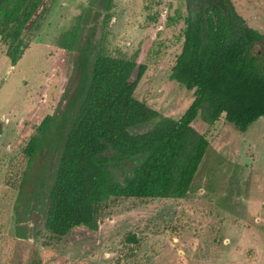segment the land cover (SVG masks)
<instances>
[{"label":"rangeland","instance_id":"374dc122","mask_svg":"<svg viewBox=\"0 0 264 264\" xmlns=\"http://www.w3.org/2000/svg\"><path fill=\"white\" fill-rule=\"evenodd\" d=\"M229 1L244 24L263 35L253 51L264 64V0ZM90 2L40 0L13 65L0 40V264H264V117L239 133L222 116L211 126L197 116L192 126L207 148L183 198L112 199L100 208L95 230L74 228L58 240L44 230L42 195L64 117L83 89L94 51L143 64L133 97L161 117L177 120L193 99V91L169 79L186 0H112L109 18ZM74 29L75 49L60 48L62 35ZM57 111L61 122L27 164L22 149L39 122ZM17 232L24 238L16 239Z\"/></svg>","mask_w":264,"mask_h":264},{"label":"trees","instance_id":"16d2710c","mask_svg":"<svg viewBox=\"0 0 264 264\" xmlns=\"http://www.w3.org/2000/svg\"><path fill=\"white\" fill-rule=\"evenodd\" d=\"M111 1L90 4L109 18ZM192 1L200 3L193 7ZM203 1L186 0L181 47L170 68L169 79L193 91L177 120L134 99L145 70L134 57H110L100 48L92 54L83 89L64 117L63 138L42 195L43 228L52 238L78 227L95 230L100 208L112 199L183 198L207 148L205 137L192 126L197 116L207 126L222 116L239 133L264 117V64L253 51L263 35L244 24L229 0ZM5 2L0 5V40L13 65L25 49L21 32L40 0H13L2 11ZM62 36L58 46L73 51L78 31ZM65 100L68 106L71 100ZM61 114L39 122L37 135L22 149L27 164ZM15 238L24 235L17 232ZM125 240L132 243L134 237Z\"/></svg>","mask_w":264,"mask_h":264},{"label":"water","instance_id":"95a60500","mask_svg":"<svg viewBox=\"0 0 264 264\" xmlns=\"http://www.w3.org/2000/svg\"><path fill=\"white\" fill-rule=\"evenodd\" d=\"M2 1H3V0H0V5H1Z\"/></svg>","mask_w":264,"mask_h":264}]
</instances>
